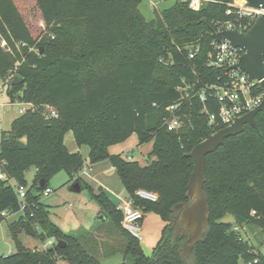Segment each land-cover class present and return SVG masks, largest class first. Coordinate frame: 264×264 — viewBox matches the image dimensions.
I'll return each mask as SVG.
<instances>
[{
    "label": "trees",
    "instance_id": "obj_1",
    "mask_svg": "<svg viewBox=\"0 0 264 264\" xmlns=\"http://www.w3.org/2000/svg\"><path fill=\"white\" fill-rule=\"evenodd\" d=\"M142 1L0 0V77L12 102L37 107L13 119L0 135L3 171L27 188L21 209L17 188L0 178V221L21 212L9 225L15 250L0 255V264H58L59 259L103 264L94 238L90 250L50 218L43 191L59 171H66L82 189L88 187L124 237L120 264H241V259L243 264H264V252L241 230L248 225L264 235V112L256 115L259 130L246 124L243 132L228 137L206 157L209 222L203 237L187 246L188 230L180 225L194 170V159L187 154L207 134L226 127L218 119L210 123L209 115H218L220 109L210 85L224 81L226 70L207 64L215 41L212 31L227 20L247 18L227 13L233 0H205L199 10L189 0H174L147 20L139 8ZM190 47L199 48L193 58ZM17 73L23 81H6ZM186 93L177 110L182 127L168 130V106ZM49 106L57 116H46ZM69 131L79 146H89L91 164L108 160L115 167L134 206L164 220L151 255L122 227L119 203L102 186L96 191L80 176L85 160L66 145ZM133 133L140 143L153 140L156 159L142 165L110 153L111 145ZM30 167L36 174L28 187L25 172ZM140 188L157 192L159 198H140ZM228 214L237 221L221 222ZM22 232L57 242L30 249L18 238Z\"/></svg>",
    "mask_w": 264,
    "mask_h": 264
},
{
    "label": "rangeland",
    "instance_id": "obj_2",
    "mask_svg": "<svg viewBox=\"0 0 264 264\" xmlns=\"http://www.w3.org/2000/svg\"><path fill=\"white\" fill-rule=\"evenodd\" d=\"M243 0H233L232 4H241ZM155 2V4H153ZM174 0H143L139 8L147 20L156 16L157 12L172 5ZM231 4V3H230ZM0 130H9L13 119L21 113L19 101L12 102L9 98L3 79L0 77ZM72 131L67 132L66 141L72 138ZM69 143V142H68ZM70 145V144H69ZM74 149V148H73ZM81 154L85 160V166L91 165L89 161L90 148L88 145L81 146ZM111 154H121L128 159H134L142 165H146L156 159L153 152V140L140 143L137 133H133L127 140L113 144L109 147ZM36 168L30 167L25 172V179L28 187L34 183ZM109 173L104 177L103 183H122L117 174ZM100 177V176H99ZM85 182L94 187L96 191L100 189L99 181L88 176H83ZM101 179V177H100ZM15 184V181H13ZM73 180L66 171H59L53 175L49 181V186L53 192L43 196V201L50 211L51 220L57 224L64 232L78 235L85 247L91 248L90 244L96 245L97 255L103 264H120L124 258L123 243L124 237L113 228L111 221L106 218L98 202L92 198L90 190L84 185L83 189L75 190ZM106 188L108 184H102ZM125 193V192H124ZM21 212L9 213L0 221V255H8L15 250V239L11 233L9 225L19 219ZM165 226L164 220L156 213L145 214L144 223L141 225L140 243L147 255H151L154 247L162 236ZM244 237L254 244L257 249L264 252V235L256 228L245 225L241 228ZM22 244L30 249H42L44 245H49L50 237L41 239L22 232L18 236ZM92 238L95 242H92ZM90 243V244H89ZM91 250V249H90ZM104 254V256H102ZM58 264H68L64 259H60Z\"/></svg>",
    "mask_w": 264,
    "mask_h": 264
},
{
    "label": "built area",
    "instance_id": "obj_3",
    "mask_svg": "<svg viewBox=\"0 0 264 264\" xmlns=\"http://www.w3.org/2000/svg\"><path fill=\"white\" fill-rule=\"evenodd\" d=\"M204 1L205 0H189V6L195 10H199ZM153 4H155V2ZM227 13L238 14L239 17H246L247 20L243 22L230 19L223 22L216 30L236 28L240 31L246 32L253 26L258 16L264 13V8L247 7L246 1L243 0L241 4L231 3ZM198 49V47H190L189 57L193 58ZM244 53L245 50L242 47H234L227 40L220 42L215 39L213 42V47L209 53L207 64L208 66L224 67L226 70L224 81L210 85L220 102L218 115H209L211 124L218 119L220 124L228 126L232 124L237 117H240L258 107L264 100V91L261 88L260 80L254 78L252 75L240 68L233 67V65L239 61ZM11 79H13V75L9 76L6 81H10ZM2 90L3 87H0V91ZM188 96V93L182 94V97L178 102L168 106V110L171 113L169 118L166 120L168 130H179L182 127V119L177 113V110L180 107L181 101ZM201 98L204 99L203 93L201 94ZM18 101L21 105L19 109L21 114L27 112L28 110L35 111L37 109L33 102ZM46 116L48 118L57 116V110L54 107L49 106ZM3 165L4 163L0 162V178L8 179L9 183L17 188L19 198L21 200V209H24L27 188L23 185L14 184L13 180L9 179L3 171ZM85 169L86 168H84L83 172ZM52 192L53 189L49 186L43 191V195H49ZM136 195L142 199L150 201H156L159 198L157 192L144 188L138 189L136 191ZM118 208L122 210L123 213L121 220L122 227L135 238L141 239V225L145 217L143 209L134 206L130 198L121 200L118 204ZM235 229L239 230V227L236 226ZM56 242L57 240L55 238H51L49 240V245Z\"/></svg>",
    "mask_w": 264,
    "mask_h": 264
},
{
    "label": "water",
    "instance_id": "obj_4",
    "mask_svg": "<svg viewBox=\"0 0 264 264\" xmlns=\"http://www.w3.org/2000/svg\"><path fill=\"white\" fill-rule=\"evenodd\" d=\"M245 1L247 7L264 8V0ZM212 35L217 41L227 40L232 46L242 47L245 50V53L233 67L240 68L260 80L261 88L264 91V13L258 16L253 26L246 32L236 28L214 29ZM23 80V76L17 73L14 75L12 83H18ZM259 112H264V100L258 107L237 117L232 124L215 133L207 134L187 154L194 159V170L187 185V195L190 198V202L184 206L180 216V225L188 230L187 246H193L203 237L209 222V200L204 190V172L207 155L224 145L228 137L243 132L245 125L248 123L259 130L256 120V115ZM73 188L75 190L82 189L78 182L73 184ZM236 221L237 219L231 214L221 219V222L224 223H235ZM58 244L61 245L62 240ZM240 263L243 264L244 260L241 259Z\"/></svg>",
    "mask_w": 264,
    "mask_h": 264
},
{
    "label": "crops",
    "instance_id": "obj_5",
    "mask_svg": "<svg viewBox=\"0 0 264 264\" xmlns=\"http://www.w3.org/2000/svg\"><path fill=\"white\" fill-rule=\"evenodd\" d=\"M72 134H73V132H72ZM65 143L71 151H80L81 150V146H79L75 141L74 134H73L72 138H69V141H66V135H65ZM85 168H86L85 171L80 174L81 177H82V175L88 176L94 180L99 181L98 184L100 187L103 186L102 184H108V185H106L107 186L106 188L103 187L104 190L111 196V198L113 200H115L118 203L121 200L128 199L129 195H128L124 186H121L116 181L110 182V183H103L104 177H102V176L106 175V173H109L110 176L111 175L114 176L115 174H117L115 167L108 160H105V161H102V162H99L96 164H91L89 167L85 166ZM99 176L101 177V179ZM144 219H145V217H144ZM144 219H143L142 223H144ZM47 246L44 245L42 249H44ZM102 256H104V254Z\"/></svg>",
    "mask_w": 264,
    "mask_h": 264
}]
</instances>
